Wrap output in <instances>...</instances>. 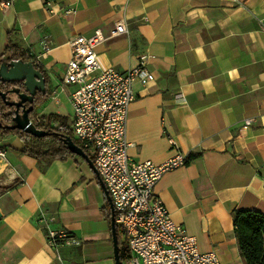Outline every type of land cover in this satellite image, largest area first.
<instances>
[{"label": "crops", "instance_id": "1", "mask_svg": "<svg viewBox=\"0 0 264 264\" xmlns=\"http://www.w3.org/2000/svg\"><path fill=\"white\" fill-rule=\"evenodd\" d=\"M3 1L0 55L10 36L46 70L51 91L62 82L73 38L98 28L108 34L126 21L127 32L96 51L103 68L120 71L146 56L155 75L134 84L128 154L155 163L184 155L186 164L162 176L156 195L200 251H215L222 264H245L232 213H264V0ZM42 41L49 49L36 60ZM73 89L66 86L38 112L69 124ZM179 92L183 103L175 100ZM66 102L68 115L60 108ZM0 145V264H116L110 202L94 168L78 155L38 160L23 153L16 135ZM50 230H65L78 243H52Z\"/></svg>", "mask_w": 264, "mask_h": 264}, {"label": "built area", "instance_id": "2", "mask_svg": "<svg viewBox=\"0 0 264 264\" xmlns=\"http://www.w3.org/2000/svg\"><path fill=\"white\" fill-rule=\"evenodd\" d=\"M10 5V1H3ZM46 8L51 1H46ZM50 12L53 10L50 8ZM71 9H66L70 13ZM128 30L121 19L114 23L108 34L98 28L91 35L73 38L69 60L61 84L52 90L50 99L56 100L66 86H74L69 98L73 114L69 124L78 145L93 157L98 176L110 197L116 227L125 236L128 256L124 264H222L215 251L202 252L197 238L186 227L174 221L169 210L156 195L155 187L162 176L186 164V157L177 154L162 163L135 160L128 154L126 137L128 111L135 99L134 84L145 85L155 79L147 67V57L128 70L103 68L96 48L107 38L117 37ZM43 52L49 49L41 42ZM177 103L186 101L182 92L175 95ZM30 122L37 128L64 129L58 120L48 114L36 113ZM252 122L246 119L245 125ZM6 149L0 148V158ZM52 243L63 239L68 243L78 240L65 230H50Z\"/></svg>", "mask_w": 264, "mask_h": 264}, {"label": "trees", "instance_id": "3", "mask_svg": "<svg viewBox=\"0 0 264 264\" xmlns=\"http://www.w3.org/2000/svg\"><path fill=\"white\" fill-rule=\"evenodd\" d=\"M16 60L29 61L31 56L25 53L9 36L4 52L0 55V65ZM36 65L46 78L48 89L45 94L37 93L31 103H26V107L33 106L30 117L38 112L42 104L50 98L52 92L49 86L50 78L46 70L40 65ZM14 88H18L20 92H26L23 81H2L0 79V90L6 92L7 99L12 101L18 99V95L12 91ZM15 111L16 107L6 103L0 96V141L9 135H16L24 144L23 153L38 160H66L69 157H77L66 143V138L68 137L78 143L71 132L70 126L67 125L66 117L51 113L50 116L61 122L65 127L61 131L53 128L47 129L48 134L39 137L14 127ZM19 111L21 112V109ZM0 148L5 147L0 145ZM84 151L93 162V157L87 150L84 149ZM107 215L111 218L109 208ZM232 216L239 250L245 260V264H264V213L253 209H236L233 211ZM119 255L121 260L128 256L126 244L119 247Z\"/></svg>", "mask_w": 264, "mask_h": 264}, {"label": "water", "instance_id": "4", "mask_svg": "<svg viewBox=\"0 0 264 264\" xmlns=\"http://www.w3.org/2000/svg\"><path fill=\"white\" fill-rule=\"evenodd\" d=\"M0 79L2 81H23L26 92H20L18 88L12 89L14 93L18 95L17 100H9L7 99V93L2 92L0 90V96L6 103L10 105H14L16 107V115L14 117L15 125L14 127L25 130L35 136H45L48 134V131L39 129L35 127L30 122V113L33 110V106L30 105L26 107V103H31L34 100V97L37 93L45 94L48 89V83L43 73L36 68V64L29 60H16L11 62H5L0 65ZM21 109V112L19 111ZM66 143L68 148L76 155L83 157L96 171L94 163L91 161L89 156L86 154L84 149L79 146L74 140L70 137L66 138ZM98 175V173H97ZM99 177V176H98ZM100 180V178H99ZM101 184L104 187V184L100 180ZM105 188V187H104ZM111 208V222H112V230L114 236V251H115V260L116 264H121V259L119 255V247H118V239H117V229L114 222V210L110 197H108ZM4 214L0 209V218H2Z\"/></svg>", "mask_w": 264, "mask_h": 264}, {"label": "rangeland", "instance_id": "5", "mask_svg": "<svg viewBox=\"0 0 264 264\" xmlns=\"http://www.w3.org/2000/svg\"><path fill=\"white\" fill-rule=\"evenodd\" d=\"M12 98H14L13 96H11ZM51 100H47L46 102H45V105H47L49 102H50ZM69 104L66 102V103H64L63 105H61L60 106V108L62 109V112L64 113V114H70L69 112H70V109H69Z\"/></svg>", "mask_w": 264, "mask_h": 264}, {"label": "flooded vegetation", "instance_id": "6", "mask_svg": "<svg viewBox=\"0 0 264 264\" xmlns=\"http://www.w3.org/2000/svg\"><path fill=\"white\" fill-rule=\"evenodd\" d=\"M31 61H32V60H31ZM35 64H36V63H35ZM36 68L39 69V68L37 67V65H36Z\"/></svg>", "mask_w": 264, "mask_h": 264}]
</instances>
